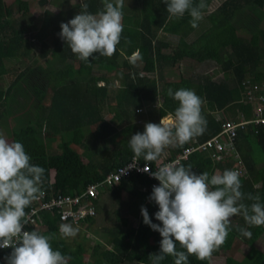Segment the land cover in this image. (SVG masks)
Listing matches in <instances>:
<instances>
[{
	"label": "trees",
	"instance_id": "trees-1",
	"mask_svg": "<svg viewBox=\"0 0 264 264\" xmlns=\"http://www.w3.org/2000/svg\"><path fill=\"white\" fill-rule=\"evenodd\" d=\"M34 1L41 6L46 4V0H28V6ZM83 2L89 5L88 11L92 14L103 10L102 0ZM14 3L16 6L18 0ZM193 3L198 4L199 0H193ZM205 3L204 14L211 0H205ZM124 6H127L129 13H123L124 30L116 52L111 57L93 54L95 57L89 58L90 63L80 60L60 35L52 40L51 48L44 42L49 33L60 34L61 23H67L82 10L81 0L66 13L67 17L60 12L55 20L44 18L37 29L32 28L37 19L31 16L8 19L4 10L0 9V73H6L3 69L5 59L13 56L25 60L27 57L35 58L29 39L37 40V57L44 59V65L25 63L22 71L10 79L5 88L0 86V133L9 142L22 143L31 157L30 163L45 170L42 191L47 196L79 193L88 184L101 181L104 176L129 162L134 156L129 146L130 137L144 131L135 126L136 117H142L147 123H158L167 115L174 117L179 102L168 96L169 88L173 92L181 88L194 90L203 99L202 115L207 125L202 135L192 138L198 143L219 131L214 117L216 113L224 111L228 119L237 117L240 112L245 116L250 114L247 106L238 103L239 83L246 75L255 82L264 78V30L259 27L264 18V0L224 1L205 16L208 25L196 38V45L185 41L198 28L191 26V16L186 12L176 45L180 58L190 60L194 65L206 61L220 64L221 53L226 51L229 57L221 63L224 79L218 82L210 79L193 81L178 76V79L160 85V89L157 79H161L164 69L173 62L171 56L162 53L168 43L159 36L170 16L167 5L163 0H125ZM7 12L11 14L10 6ZM28 33L33 35L29 38ZM137 49L142 59L132 64L129 58ZM51 52L52 57L47 58ZM106 73L117 74L115 78L119 85L112 90L113 93ZM155 73L157 79L152 76ZM26 75H29L28 83L23 85L21 80ZM231 80L234 85L228 83ZM98 83H102V86H97ZM158 94H161V101L156 105ZM144 106L148 108L146 118L135 113L137 108ZM103 107L112 112L108 120L101 114ZM15 114L16 117L10 119ZM43 133L58 137L54 151L37 142V136ZM110 138H114L115 142L112 140L109 146L106 140ZM190 141L183 145H172L169 155L163 159L172 160ZM253 144L260 149L264 164V126L247 125L243 130H238L236 136L237 152L248 173L247 178H240L241 191L245 194L242 202L249 207L255 202L247 199L249 193L259 195V202L264 204V165L255 168L256 163L251 157ZM74 147L80 148L81 152L78 153ZM137 159L151 166L158 160L145 161L143 155ZM179 164L190 166L197 174L208 172L211 177L215 172L222 174L224 170H230L232 162L229 159L213 166L206 154L194 152ZM50 171H53L52 183ZM151 182L143 175L132 174L105 191L111 197H117L120 192L126 193L130 200L139 201L141 206L147 208L153 223L160 224L155 219L159 207L149 199L152 189L140 191L141 187H149ZM99 197L100 194L97 200L92 201L95 210L98 209ZM140 217L134 229L126 228L127 222L123 220L110 227L106 237L101 238L104 244L110 245V249L92 246L88 262H84L86 249L83 244L73 241V246L60 236L58 228L61 223L56 215L40 214V233L54 234L52 247L71 257L68 264H152L149 255L159 253L162 237L144 224L142 214ZM92 221L87 219L84 224H92ZM32 227L27 229L32 231ZM241 228L250 231L251 238L242 235ZM39 229L36 228L37 231ZM263 229L264 225H248L243 215L238 219L232 218L226 242L211 257L221 250L229 252L224 264H264V252L253 250L252 255L244 260L242 257L235 258L232 251L236 240L253 241L255 230L261 232ZM176 247L178 251H186L178 242ZM11 252L12 249L7 254ZM160 264H174V257L166 256ZM188 264H209V259L201 261L192 255L188 258Z\"/></svg>",
	"mask_w": 264,
	"mask_h": 264
},
{
	"label": "clouds",
	"instance_id": "clouds-1",
	"mask_svg": "<svg viewBox=\"0 0 264 264\" xmlns=\"http://www.w3.org/2000/svg\"><path fill=\"white\" fill-rule=\"evenodd\" d=\"M102 2L103 10L92 14L89 5L81 0L82 10L60 25V37L80 60L89 63V58L95 57L93 54L111 57L124 30V0ZM163 2L171 16L181 18L188 12L193 28L204 18L207 6L205 0L195 5L193 0ZM129 59L132 64L141 60L139 49ZM167 94L179 102L173 121L165 116L159 123H146L144 131L129 140L135 156L143 155L145 161H156L167 147L183 145L206 130L204 101L194 90L181 88L173 92L169 88ZM214 117L221 116L218 113ZM30 161L22 143L9 142L0 133V249H12L5 257L7 264H68L71 257L52 247L54 234L23 230L29 222L25 209L44 195L45 170ZM143 171H149L147 165ZM151 175L159 185L153 186L149 199L158 205L155 219L161 223L152 222L146 207H141V214L144 224L162 237L159 253L149 255L152 264H160L166 256L174 257V264H188L192 255L201 261L209 259L226 242L234 216L243 215L250 226L264 225V204L259 202V195L247 194V199L255 201L250 207L241 202L245 194L236 170L226 169L210 177L208 172L197 174L177 161L157 168ZM59 232L65 238L75 237L79 229L62 223ZM240 232L245 237L252 236L247 229L241 228ZM177 242L186 251H178Z\"/></svg>",
	"mask_w": 264,
	"mask_h": 264
},
{
	"label": "rangeland",
	"instance_id": "rangeland-1",
	"mask_svg": "<svg viewBox=\"0 0 264 264\" xmlns=\"http://www.w3.org/2000/svg\"><path fill=\"white\" fill-rule=\"evenodd\" d=\"M15 0H0V9L4 10L5 15L8 19H19L24 16H31L35 19H37L33 25L32 28H39L40 22L44 18H49L52 20L56 19V16L58 13L63 12L64 17L66 16V13L71 10L73 6L78 4L80 0H46V4L43 6L38 5L36 1L32 2L30 6H28V0H18V4L15 6L14 3ZM125 1V0H124ZM226 0H211V3L208 7L207 13L204 14V18L199 21V26L196 30L191 32L186 38L185 41L187 43H195L197 44V37L199 36L202 29H204L208 22L206 20V15L212 11H214L216 8L220 6ZM12 8L11 14L7 12L8 7ZM123 13L128 14L129 9L127 6L123 7ZM264 9V6H263ZM184 17L177 18L174 16H169L167 23L162 29V35L161 39L164 41H168L170 43V47L168 49H164L163 52L171 56L173 58V62L171 63L172 71L174 75L167 76L166 80L168 81H174L178 79V76H181L183 78H189L191 80H212L215 82L221 81L224 79L225 74L222 73L221 70V63H223L225 60L228 59V53L226 51H222L221 53V63L217 64L211 61H206L202 63L201 65H194L190 62V60L182 59L179 55V50L177 49V40L180 36L179 28L180 25L183 23ZM259 27L264 30V18L260 22ZM35 29V30H36ZM202 33V32H201ZM33 35L32 33H28L27 37L30 38V36ZM59 36V33L52 32L46 35L44 42L45 44L51 48L52 47V40ZM28 43L30 44L31 50L35 54V58L30 59L29 57L26 58H20V57H10L8 59H5L3 62V69L6 70V73H0V86L2 88H5L9 82L10 79H13L15 75H17L18 72L22 71L24 68L25 63H33L35 62L38 65H44V59H41L37 57V54L39 52V44L37 40L35 39H29ZM53 53L51 52L48 54L47 58H51ZM139 61V60H138ZM24 62V63H23ZM107 79L111 82L113 89L111 90V93H113L112 90L117 88L119 85V81L115 78L117 74L114 73H106L105 74ZM29 75H26L21 80V83L23 85H27L28 83V77ZM231 79V78H230ZM230 85H234L233 80L228 81ZM97 86H102V83H98ZM110 94V92H108ZM111 95V94H110ZM161 99L158 96L157 97V104L160 103ZM101 114L104 116L105 120H108L112 116V112L107 111V108L103 107L101 109ZM17 114L13 115L10 119L13 117L15 118ZM219 115L221 118H226V115L224 111L219 112ZM137 119H140L139 117H136ZM136 119V121H137ZM169 122L173 121V118H167ZM134 122L136 127L142 128V124L144 123H137ZM140 122V121H139ZM56 139H58L57 136L53 137V135L43 133L40 136H37V142L39 144H44L49 150H55L56 149ZM115 142L114 138H110L106 140V143L110 146L111 142ZM109 142V143H108ZM171 146L167 147L164 150V153L161 155V159L166 158L169 155V149ZM74 149L80 153L81 149L74 147ZM251 157L253 161L256 163L255 168H260L264 164L261 162L262 160V153L257 145L253 144L252 148V154ZM83 162H85V159H83ZM243 162V161H242ZM244 164V163H243ZM245 165V164H244ZM247 171V170H246ZM217 174V172H215ZM53 171H50V183H52L53 179ZM248 177V173L245 175V178ZM256 185L255 187H257ZM242 202V201H241ZM244 203V202H242ZM246 204V203H244ZM247 205V204H246ZM141 203L139 201H133L128 198L126 194L123 192L119 194V197H111L107 191H102L100 193L99 202H98V209L96 210V216L93 219L92 224H82L80 227H78L79 232L75 237H63L60 233V236L64 238L66 242L69 244L81 243L83 244L84 248L86 249V254L84 257V262H88V254L94 245H100L103 249H110L109 244H104L102 242L101 238L106 237V231L112 227L114 224L119 223L121 220H125L127 222L126 227H129L131 229L133 225L138 222V220L141 218ZM117 211V214L115 213ZM241 215L232 217L233 219L239 218ZM231 218V219H232ZM125 228V227H123ZM39 229V228H38ZM257 230V229H256ZM255 230V239L253 238V241H245V240H236L235 245L233 246V254L236 256L235 258L242 257V259L249 258L250 255H252L253 250H257L260 253L264 252V229L260 231ZM42 228L38 230V232H41ZM243 239V238H242ZM227 251H218L216 256H212L209 258V264H224L225 258L228 256ZM241 259V260H242ZM125 264V263H124Z\"/></svg>",
	"mask_w": 264,
	"mask_h": 264
},
{
	"label": "built area",
	"instance_id": "built-area-1",
	"mask_svg": "<svg viewBox=\"0 0 264 264\" xmlns=\"http://www.w3.org/2000/svg\"><path fill=\"white\" fill-rule=\"evenodd\" d=\"M238 102L248 107L249 116H245L243 112H240L238 116L233 119L216 117L215 120L219 124V131L214 136L201 143L192 139L185 148L174 155L172 160L159 159L151 166L147 162L140 163L134 154L129 162L104 176L101 181L88 184L85 189L79 193L74 192L70 195L50 194L48 196L44 193L42 197L35 200L28 207L26 212L29 216V222L24 226L23 230L29 231L27 227L31 225H33L32 231L36 230V228H40L42 226L40 222V214L42 212L48 213L51 216L53 214L56 215L61 224L68 223L78 228L84 224L87 219L93 220L95 218L96 210L92 201L97 200L99 194L103 190L112 189L122 179L125 180L132 174H138L152 181L149 187L140 188L141 192H146L149 189H153V186H156V181L159 182L152 177V172H155L157 168L165 164L185 161L187 157L194 152L206 154L213 166L230 159L232 162L230 170L238 171L240 173V178H244L247 173L237 152L236 136L237 131L243 130L247 125L264 126V78L260 80V82H255L246 75L239 83ZM147 109L146 106L140 107L135 110V113L145 116L144 118H146ZM140 118L141 120L137 119L136 122L144 123V125L142 124V128L144 129L147 121L142 119V117ZM161 119H159L158 123ZM146 165L149 168L148 172L143 171ZM10 249L11 248L0 249V264H7L5 257L9 256L7 251Z\"/></svg>",
	"mask_w": 264,
	"mask_h": 264
},
{
	"label": "crops",
	"instance_id": "crops-1",
	"mask_svg": "<svg viewBox=\"0 0 264 264\" xmlns=\"http://www.w3.org/2000/svg\"><path fill=\"white\" fill-rule=\"evenodd\" d=\"M167 21H168V19H167ZM167 23V22H166ZM161 35H162V30L160 31V33H159V36H160V38H161ZM164 41V40H163ZM165 42H167L168 43V46H167V48H165V50L166 49H168L169 47H170V43L168 42V41H165ZM162 53L163 54H165L164 52H163V50H162ZM166 55V54H165ZM131 57V56H130ZM138 62V61H137ZM202 64V63H201ZM201 64H199V65H201ZM172 65H170L169 66V68H165L164 69V71L162 72V74H161V79H157V74L155 73V74H153L152 76H153V78H155V79H157V83H158V86H159V89H160V85H163L164 83H167V82H171V81H168V80H166V78H167V76H172V75H174L173 73H171L170 71H172V67H171ZM166 77V78H165ZM160 97V99H161V94H158L157 95V97ZM156 97V98H157ZM216 114H218V113H216ZM168 117H171L170 115H167ZM173 118V117H172ZM161 159V158H160ZM159 160V159H158ZM120 193H122V192H120ZM124 193V192H123ZM124 194H126V193H124ZM127 195V194H126ZM117 197H119V195L117 196ZM116 197V198H117ZM116 213H117V211H116ZM123 221H125V220H123ZM93 222V221H92ZM126 222V221H125ZM136 224H137V222H136ZM136 224L135 225H133V227L131 228V229H134L135 227H136ZM126 225H127V223H126ZM122 227V226H121ZM126 228H129V227H126ZM122 229H124L123 227H122ZM214 257V256H213Z\"/></svg>",
	"mask_w": 264,
	"mask_h": 264
}]
</instances>
